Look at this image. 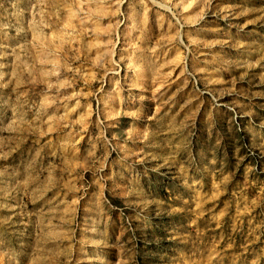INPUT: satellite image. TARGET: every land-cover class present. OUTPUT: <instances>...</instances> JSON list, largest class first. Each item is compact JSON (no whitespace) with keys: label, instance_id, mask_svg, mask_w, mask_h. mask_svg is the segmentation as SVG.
<instances>
[{"label":"rangeland","instance_id":"obj_1","mask_svg":"<svg viewBox=\"0 0 264 264\" xmlns=\"http://www.w3.org/2000/svg\"><path fill=\"white\" fill-rule=\"evenodd\" d=\"M0 264H264V0H0Z\"/></svg>","mask_w":264,"mask_h":264}]
</instances>
